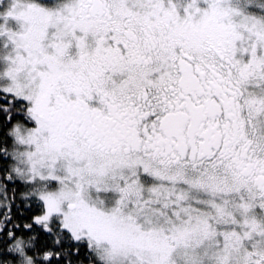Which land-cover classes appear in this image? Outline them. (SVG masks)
<instances>
[{"label":"snow or ice","instance_id":"6c2138e0","mask_svg":"<svg viewBox=\"0 0 264 264\" xmlns=\"http://www.w3.org/2000/svg\"><path fill=\"white\" fill-rule=\"evenodd\" d=\"M0 264H264V0H0Z\"/></svg>","mask_w":264,"mask_h":264}]
</instances>
